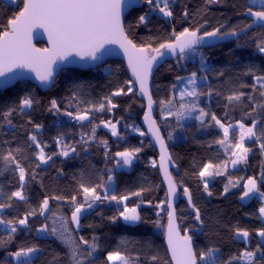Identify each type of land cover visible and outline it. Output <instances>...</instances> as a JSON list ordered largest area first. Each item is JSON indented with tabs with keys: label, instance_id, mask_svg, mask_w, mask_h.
<instances>
[{
	"label": "trees",
	"instance_id": "1",
	"mask_svg": "<svg viewBox=\"0 0 264 264\" xmlns=\"http://www.w3.org/2000/svg\"><path fill=\"white\" fill-rule=\"evenodd\" d=\"M248 6L253 7L254 11L261 10L250 5L248 0H219L216 3H208L207 0H171L173 16L163 18L152 11L145 0H141L140 6L126 15L124 31L137 47L150 50L158 48L160 43L171 42L175 38L173 31L179 33L185 28L193 30L204 25L200 29L201 34L221 25L222 32L232 29L240 31L251 23L250 17L245 14ZM20 8L22 3L15 6L0 0V31L7 29L8 19L17 14ZM185 11L189 13L187 17L184 15ZM140 15L147 16L145 23L139 22ZM261 39H264V29H253L234 41L203 50V67L201 62L199 65L189 64L183 67L170 61L158 67L151 80L150 92L156 105L154 118L166 143L169 133L182 139L173 144L167 143L171 158L178 168V174L172 173L173 180L179 190L184 187L190 190L193 202L200 209L201 219L204 221L203 232L193 243L194 251L199 253L209 247L218 248L220 264H226L231 257L239 256L245 248L254 250L257 243H264L256 235L257 230L264 228L258 211L264 201L256 195L247 203L240 201L243 185L249 177L255 178L258 187L264 191V177L261 175L264 173V154L261 153L258 142L246 140L245 146L251 149L246 162L230 166V153H226L223 146L215 143L222 138V130L211 121L210 115L204 118L203 124L197 119L185 123L177 122L175 117L162 120L159 117L162 106L160 102L173 99V85H176L178 76L187 77L196 72L197 77H207L198 89V92L204 93L198 97L200 107L210 114L214 113L226 124L230 122L235 125L237 121H242L250 126L253 119L261 121L256 129L259 133L260 127L264 126V107L256 105H264V97L259 95V90H253V76L247 73L251 69L256 74H264V54L256 47ZM36 46L45 47L42 43ZM105 67L109 69L107 73L103 71ZM220 72H223L222 76L219 75ZM210 88L213 90L211 97L206 95ZM120 89L123 90L121 95H112ZM233 91H242L246 95L242 102L230 105L226 96ZM25 95L34 98V103L31 108L20 111L19 103ZM106 97H110L116 105L110 112L92 111L90 120L82 122H72L70 117L64 115L65 111L75 114L78 109L98 106ZM53 99L59 105V112L49 111ZM254 107L256 110L253 112ZM9 108L17 109L10 117L11 126L3 118V113ZM143 113V99L137 96L135 88L132 89L124 65L119 61H108L103 66L88 71L65 69L52 89L46 93L29 82H19L0 91V157L19 147L22 152L17 154V159L28 170L24 185L26 201L16 198L9 201L11 192L20 187L18 172L14 170V165L6 168L4 161L0 159V203L12 205L3 209L0 215L8 220L22 218L33 209L38 213L39 205L45 197L49 198L51 209L45 216L37 214L30 217L28 228L20 226L12 236L0 230V264H14L10 253L32 246L38 247L40 251L31 259V264H69L67 247L50 233L39 236L37 229L44 224H48L51 229L54 220L55 226L59 228L61 217L67 219L69 227L74 229L71 223L74 205L70 198L75 195L77 203L84 202L79 187L81 183H103L105 187L97 189L103 196L109 175L114 177V188L108 195L119 197L138 191L141 195H129V199L121 204L115 201H98L93 209L81 216V227L73 231L72 235L77 239L83 236L89 241L96 237L99 245L94 261L87 264H102L107 252L115 249L132 256L139 255L138 264H170L163 241L166 195L156 167L157 154L144 136L132 133V127L139 125ZM101 120L118 124V135L113 136L100 124ZM36 124L42 125V128L36 130ZM95 125H99L96 127L95 138L89 139L85 145L81 137H91ZM29 134H36L47 145L46 153L60 152V147L55 142L57 137H62L68 145L74 146L76 152H70L69 157L53 155L51 161L36 168L38 161L32 155L36 150L29 147ZM238 137L239 134L230 132L233 142ZM135 148H140V152L134 158L130 172L117 171L115 153ZM225 160H228L226 171L209 180V189L213 195L208 196L203 191L198 172L208 161L222 163ZM33 170L35 180L31 178ZM229 179L234 182L239 180L240 183L236 187H230L225 193L224 187ZM53 196L61 199H51ZM125 203L128 207L137 208L141 222L134 226H126L122 220L111 222L110 218L117 216ZM175 209L182 233L185 229L195 227L194 215L183 200L178 201ZM157 221L160 226H157ZM236 228L248 230L249 239L237 240ZM83 247L86 251L87 246ZM151 256H157L158 259L152 262ZM233 264L242 262L234 261Z\"/></svg>",
	"mask_w": 264,
	"mask_h": 264
},
{
	"label": "snow or ice",
	"instance_id": "2",
	"mask_svg": "<svg viewBox=\"0 0 264 264\" xmlns=\"http://www.w3.org/2000/svg\"><path fill=\"white\" fill-rule=\"evenodd\" d=\"M136 0H9L11 5L19 6L22 3L18 14H14L7 21V30L0 31V77L5 75L6 71H11L13 67H30L36 73V78L42 83H47L52 77L51 65L55 63L56 59H66L67 55L75 51L77 55L90 57L92 60H97L99 57L96 53L104 46L105 43H119L124 48L126 55L129 58V67L132 69L133 75L140 84V91L148 98V112L145 113L144 119L148 122L149 131L152 133L156 142L160 145L161 149V169L164 173V178L168 183V196L172 197L176 194L177 185L174 182L171 173H169L166 162L171 159L167 154V148L164 142V138L160 134L159 128L156 126V121L152 119V104L153 100L148 92L147 81L152 71L153 62L156 61L157 55L163 56L164 52L161 50H167L178 55L179 59L185 58L188 50L195 51L196 46L201 43H210L211 38L237 36L236 29H232L228 32H222L220 27L214 28L212 31H205L203 35H198L200 29L204 25L190 30L185 28L182 32L176 33L173 31L175 40L173 42L160 43L158 48L146 49L137 48V46L124 34V28L121 24V7L125 4L128 7H132ZM149 6H154L164 17H172L173 11L170 7L171 0H145ZM208 3H216L219 0H207ZM255 3V0H253ZM261 10H253V7L248 6L246 8V15L252 18L251 23L246 24L244 31L250 29L253 25L259 22L260 27H264V0H260ZM185 17L189 15L187 11L184 13ZM139 22L145 23L147 16L140 15ZM43 27L49 33V39L52 43V49L37 50L33 49L28 39L29 34L34 27ZM260 53H264V39H261L256 45ZM149 51L155 52L157 55H149ZM201 66H204L205 60L201 56ZM247 74L253 76L254 83L252 88L254 91L259 90V95L264 97V74H256L249 70ZM219 75H223L220 72ZM178 81H184L186 79V85L179 90V106L174 105V99L167 101H161L162 110H165L167 116H175L177 122L182 119L191 117L192 113L198 112L199 115L195 119L205 122L204 118L210 115L211 121L215 123L222 130V138L215 141L224 147L226 153H230L229 159L233 166L246 162L248 153L251 151L249 147L245 146V141L255 140L259 143V148L262 154H264V126L260 127L259 133L257 132L258 125H261V121L253 119L250 126H246L242 121H237L234 126L232 123H223L217 116L205 111L204 108L199 107L196 100L186 102V97L198 98L204 93H200L197 90V73L192 72L190 77H177ZM200 80H206V76L199 77ZM190 86V87H189ZM173 89H176V85H173ZM131 91V88H129ZM122 89L117 90L112 95H121ZM220 93H216L219 95ZM209 97L213 95V90L210 88L206 93ZM245 93L242 91H233L226 96L228 103L231 105L233 102H242L245 97ZM252 99L250 96L248 97ZM34 103V98L25 95L21 98L19 103V110L23 111L25 108H31ZM51 108L49 111H60L59 105L55 99L51 102ZM116 105L112 103L110 97H106L104 102H101L98 106L93 105L87 109H78L74 114L71 111H65L64 115L73 118L76 121H88L90 120V113L92 111L103 112L105 110L111 111ZM256 107H264V105H256ZM16 108H9L3 113V118L7 120L8 125H12L10 117ZM254 107L252 111L254 112ZM167 118V117H165ZM118 123V122H117ZM105 128H110L113 136L118 135L117 127L115 123L111 121L101 120ZM92 128V136L87 139L82 135V142L87 145L89 139L95 138L96 127ZM36 130L42 128V125H34ZM239 130L238 140L233 142L230 138V130L234 133ZM140 135H144L143 132ZM168 139H172L171 133H169ZM28 141H30L29 147H34L36 151L32 153L35 160L38 163L35 164L36 168H39L41 164H47L52 160L53 155H62L69 157L70 152L75 153L76 148L68 145L62 137L56 138V144L60 147L59 153H46L47 147L43 141H41L36 134H29ZM103 144H107L106 141H102ZM22 149L19 147L13 150H9L5 155L0 157L4 161L5 167L14 165V170L18 172V179L20 187L18 190L11 192L8 199L11 201L16 198L20 201H26L27 197L24 194V185L28 176V170L23 166L20 160L17 159V154L21 153ZM140 152V148L132 150H125L123 152H116L115 156L122 158L123 165H131L133 159L137 153ZM107 156V153L105 154ZM119 164V161L117 162ZM155 166V161L152 162ZM228 160L222 163H213L208 161L199 170L198 176L203 184V191L208 196H212L213 193L209 189L210 177L219 176L226 171ZM264 177V173L261 174ZM31 178L36 179L35 172L33 170ZM112 176H108V181H112ZM240 181L228 180V183L224 187V192L227 193L230 187H236ZM84 202L77 203V197L73 195L70 200L74 205V209L71 213V223L76 226L75 230H78L80 225L81 215L87 209H91L98 201H115L117 204H121L129 199V195L140 196L141 192L130 193L129 195L117 196L108 195L107 191L102 196L97 189L103 188V183L96 185H86L81 183L79 185ZM244 191L241 200L256 195L262 201H264V191L258 187V182L255 178L249 177L243 185ZM184 195L187 197L188 205L193 210L194 219L200 225H203L204 221L201 219L200 209L196 207L192 199V193L187 187L183 188ZM51 199H61L60 197H51ZM11 203H0V213L3 209L11 207ZM160 207V205H157ZM168 223H167V243L168 249L171 253V259L175 264H220L219 249L209 247L205 251L197 253L193 248V238L188 234V229H185V234L181 235L180 230L176 224L175 209L171 199L168 201ZM49 198L45 197L39 205L37 213L36 209H33L22 218L19 219H4L3 215H0V230H3L12 236L16 233L20 226L28 228V220L30 217H34L37 214L45 216L47 212H50ZM259 216L264 219V204L259 209ZM46 219L48 217H45ZM112 223H117L122 220L126 226H134L138 222H141V216L136 207H128L125 203L123 209L119 211L117 216L110 218ZM56 220L53 221V226L49 229L48 224L42 225L37 229L40 233H50L55 235L62 244H64L69 252V264H87L89 261H94L95 254L99 249L97 238L93 237L91 241L85 239L83 236L75 238L72 233L75 231L69 227L67 219L59 218L60 227L55 226ZM157 226L159 221H157ZM235 235L243 238L247 241L250 237V233L246 229H235ZM256 235L264 242V228L256 231ZM83 246H87L85 251ZM38 247L32 246L27 248H20L14 253H10L19 264H31V259L28 258L31 254L39 252ZM158 259L157 256H151L150 261L155 262ZM140 260L139 255L132 256L129 253L121 252L119 249L108 251L106 257L103 259L102 264H138ZM234 261L242 262V264H264V243H257L254 250L248 248L243 249L239 256L231 257L226 264H233Z\"/></svg>",
	"mask_w": 264,
	"mask_h": 264
},
{
	"label": "water",
	"instance_id": "3",
	"mask_svg": "<svg viewBox=\"0 0 264 264\" xmlns=\"http://www.w3.org/2000/svg\"><path fill=\"white\" fill-rule=\"evenodd\" d=\"M140 2H141V0H136V2L133 4L132 7H128L126 5V3L122 4L121 17L120 18H121V24H122L123 28H124V19H125L126 15L131 10L138 8L140 6ZM250 19L252 21V18H250ZM256 28L264 29V27L259 26V22H258L256 25H253V27L250 29H246L244 31H241V30L237 31L238 32L237 36H226V37H222V38L221 37L211 38L210 43H201L200 45L196 46V49L206 50V49H210V48L219 46V45L224 44V43L234 41V40L246 35L248 32H250L251 30L256 29ZM124 34H125V31H124ZM198 35H203V34H201L199 32ZM28 39H29L30 45L33 49L44 50V49H52V47H53V45L49 39V33L43 27L37 26V27L32 28ZM174 40H175V38L171 42H173ZM39 43L44 44L45 47L44 48L37 47L36 44H39ZM137 48H141V47H137ZM161 51L164 52L163 56H159L155 52H151V51H149V53H148L149 55H157V59H156V61L153 62L152 71H151V74L149 75L148 81H147L148 92L150 95H151V92H150L151 80H152V77H153L156 69L158 67L162 66L164 63L173 61L178 57V55H174L170 51H167V50H161ZM96 55L99 57V59H97V60H92L90 57H87V56H84V58L82 59L81 55H77V53L75 51H73L69 55H67L66 59H63V60L56 59L55 63H53L51 65L53 74L47 83H42L40 80H38L36 78V73L30 67H13L10 72L6 71L5 75L0 77V91L11 88L19 82H29L31 85L35 86L39 91L46 93L52 89V87L55 85L56 79L58 78L60 73L65 69L88 71V70H93V69L99 68V67L103 66L105 63H107L108 61H119V62H121L124 65L125 72H126L128 78L130 80V83L134 86V88L136 90L137 96L139 98L143 99V102H144V113L141 116V118L139 119V126L141 127V129L144 133V137L147 139L150 146L156 151V154H157L156 167L158 169L160 181L163 185L165 195H166V221H165L164 232H163V241L165 244V248H166V252H167L170 264H175V262L172 261V259H171V253L168 249V243H167V237H166L167 223H168V211H169L168 201H169V199H171V202L173 204V208L175 209L178 201L183 200L185 202L188 210L194 215L193 210L188 205V200H187V197L184 195L183 189L179 190L177 187L176 194L172 197L168 196V183L164 178V173H163V170L161 169V166H160L161 165L160 145L156 142L152 133L149 131L148 122L144 119L145 113L148 112V98H147V96L143 95L140 91V84L136 80V77L133 75L132 69L129 67V58H128V55H126L124 48H122L119 43H105L104 46L96 53ZM155 111H156V105H155V102L153 101L151 116H152V119H154V120H155V118H154ZM156 126L159 128L157 122H156ZM160 134L163 137L161 131H160ZM164 142H165V145L167 148V154H168V156L171 157L165 139H164ZM166 166H167L169 173H171V175H172V173L178 174V168L175 166L172 158L166 162ZM175 214H176V224H177V227L179 228V224L177 221L176 209H175ZM193 221L195 223V227L188 229V234L193 235L192 238H193V243H194L195 239L203 232V225H200L198 222H196L194 218H193ZM179 230H180V228H179ZM180 234L184 235L185 231L183 233L180 231Z\"/></svg>",
	"mask_w": 264,
	"mask_h": 264
},
{
	"label": "rangeland",
	"instance_id": "4",
	"mask_svg": "<svg viewBox=\"0 0 264 264\" xmlns=\"http://www.w3.org/2000/svg\"><path fill=\"white\" fill-rule=\"evenodd\" d=\"M6 2H8L9 3V0H5ZM254 4V7H259V8H261V4H260V0H255V3H253ZM150 8L152 9V11H154V12H156L158 15H160L161 17H163V18H166V17H164L159 11H158V9H156L154 6H150ZM264 54V53H263ZM185 59V58H184ZM184 59L183 60H181V59H178V60H181L182 62H184ZM178 60H177V66H179V65H181V66H183V64H181V63H178ZM108 67H105L104 69H103V71H104V73H107L108 72ZM188 77H190V76H187V77H184V78H188ZM204 83V80H200L199 79V77H198V80H197V85H196V87H197V90L199 89V87L201 86V84H203ZM185 86H187L186 85V79L184 80V81H177V83H176V89H174L175 90V93H174V96L173 97H175V99H174V105L176 106V107H178L179 106V90L180 89H182V88H184ZM190 87V86H189ZM134 87H133V85H132V89H133ZM186 99V102H190V101H192V100H196V103L199 105V100H198V98H192V97H186L185 98ZM166 107L167 106H165V110H162V106H161V108H160V110H159V117L163 120V119H165V117H175V116H167V112H166ZM199 107H200V105H199ZM28 108H25V109H23V110H27ZM197 115H199V113L198 112H194V113H192V115H191V117H188V118H185V119H182L181 121H179V123H185V122H188V121H191L192 119H195V117L197 116ZM176 118V117H175ZM177 120V119H176ZM116 124V123H115ZM104 127V126H103ZM116 127H117V130H118V124H116ZM110 132H111V130H110V128H107ZM141 132H143L142 131V129H141V127L139 126V125H134L133 127H132V133H134V134H137V135H140V133ZM231 132V131H230ZM234 133H236V134H239V132H237V131H235ZM140 136H144V135H140ZM182 139H178V136H172V139H168V137H167V143H169V144H173V143H176V142H178V141H181ZM247 140V139H246ZM120 162L119 164H117L116 166H115V168H116V170L117 171H125V172H130V170H131V167H132V164H133V162H134V159H133V162H132V164L129 166V165H123V162H122V158H118L117 157V162ZM232 164H231V162H230V166H231ZM235 167V166H234ZM113 179H112V181H108V186L106 187V189H104V194H105V191H107V194H109L110 192H112L113 191V186H114V177H112ZM209 180L211 179V177L210 178H208ZM243 194V193H242ZM242 196V195H241ZM240 196V197H241ZM255 195H253V196H250V197H247V198H245V199H243V200H241L240 199V201L242 202V203H247L252 197H254ZM94 208V205H93V207L91 208V209H93ZM90 209H87L86 211H84L83 213H82V215H84L86 212H88ZM48 213V212H47ZM47 213L45 214V215H47ZM81 215V216H82ZM264 222V221H263ZM72 226H73V228H74V230L76 229V226L74 225V224H72ZM39 236H45L44 235V233H40L39 232ZM236 239L237 240H243V241H245L243 238H241V237H237L236 236ZM36 255V253H34V254H31V256L30 257H28V258H21V259H32V258H34V256ZM11 258H12V261H13V263L14 264H19V262L13 257V256H11Z\"/></svg>",
	"mask_w": 264,
	"mask_h": 264
},
{
	"label": "built area",
	"instance_id": "5",
	"mask_svg": "<svg viewBox=\"0 0 264 264\" xmlns=\"http://www.w3.org/2000/svg\"><path fill=\"white\" fill-rule=\"evenodd\" d=\"M203 55V49H195V51L189 50L186 52L184 62H182L179 59V56L173 61L175 65H177V60L178 63L183 64V67L188 66L189 64H200L201 61V56ZM70 120L72 122H75L73 118L70 117Z\"/></svg>",
	"mask_w": 264,
	"mask_h": 264
},
{
	"label": "crops",
	"instance_id": "6",
	"mask_svg": "<svg viewBox=\"0 0 264 264\" xmlns=\"http://www.w3.org/2000/svg\"><path fill=\"white\" fill-rule=\"evenodd\" d=\"M248 2H249L250 5L254 6V4H253V0H248ZM235 125H236V124H235ZM235 125H234V126H235ZM236 131L239 132L238 129H237ZM240 164H241V163H240ZM261 219H262V218H261ZM262 220L264 221V219H262Z\"/></svg>",
	"mask_w": 264,
	"mask_h": 264
}]
</instances>
